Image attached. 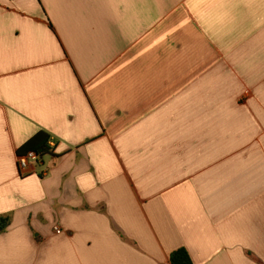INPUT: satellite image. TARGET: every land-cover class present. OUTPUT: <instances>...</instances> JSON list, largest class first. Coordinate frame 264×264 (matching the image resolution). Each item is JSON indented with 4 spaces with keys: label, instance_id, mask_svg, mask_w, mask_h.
<instances>
[{
    "label": "crops",
    "instance_id": "obj_1",
    "mask_svg": "<svg viewBox=\"0 0 264 264\" xmlns=\"http://www.w3.org/2000/svg\"><path fill=\"white\" fill-rule=\"evenodd\" d=\"M0 216V264H264V0H0Z\"/></svg>",
    "mask_w": 264,
    "mask_h": 264
},
{
    "label": "trees",
    "instance_id": "obj_2",
    "mask_svg": "<svg viewBox=\"0 0 264 264\" xmlns=\"http://www.w3.org/2000/svg\"><path fill=\"white\" fill-rule=\"evenodd\" d=\"M50 141L51 136L48 133L40 132L23 147L21 155L33 151L41 156H45L50 153ZM10 225L11 218L9 216H0V234L4 233ZM171 261L173 264H193L189 253L185 249L174 252L171 255Z\"/></svg>",
    "mask_w": 264,
    "mask_h": 264
},
{
    "label": "built area",
    "instance_id": "obj_3",
    "mask_svg": "<svg viewBox=\"0 0 264 264\" xmlns=\"http://www.w3.org/2000/svg\"><path fill=\"white\" fill-rule=\"evenodd\" d=\"M41 158V155L33 151L28 152L25 155L19 156L18 165L21 173L27 174L31 170L33 163L40 161ZM54 231L57 235L63 234L61 228L58 225L55 226Z\"/></svg>",
    "mask_w": 264,
    "mask_h": 264
}]
</instances>
